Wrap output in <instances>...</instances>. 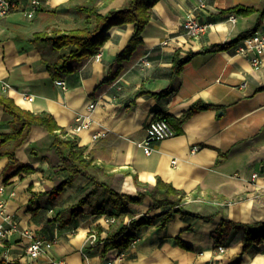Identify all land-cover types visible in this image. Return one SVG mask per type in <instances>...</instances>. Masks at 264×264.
Here are the masks:
<instances>
[{
    "label": "crops",
    "instance_id": "crops-1",
    "mask_svg": "<svg viewBox=\"0 0 264 264\" xmlns=\"http://www.w3.org/2000/svg\"><path fill=\"white\" fill-rule=\"evenodd\" d=\"M12 1L17 7L0 18V94L26 111L53 114L63 132L75 135L93 156L99 170L75 175L56 194L69 172L53 146L54 135L33 124L18 144L9 137L16 129L14 116L0 104V200L6 201L18 225L10 239L0 242V258L21 264H104L121 251L118 264H264V235L245 250L235 227L216 233L226 216L256 224L254 232L264 234V61L255 68L249 56L236 50L249 31H264V15L260 10L249 15L223 11L236 5L262 8L264 0L157 1L143 44L119 76L97 92L134 32V23L110 27L99 58L91 56L72 73L55 78L43 56L52 58L57 52L42 54L29 39L44 30L80 27L85 16L71 9L72 0H42L32 16L27 15L32 0ZM126 1L100 0L99 6L107 11ZM189 13L208 24L200 35H190L184 26ZM212 44L229 45L195 55L172 78L176 52L185 56ZM59 79L65 87L56 83ZM198 102L211 107L176 126ZM91 103H96L93 109ZM165 115L176 134L152 141V151L146 154L138 143L145 139L148 124ZM78 117L89 126L75 131ZM158 177L187 194L181 211H174L164 227L159 224L168 207L151 209L149 198L129 203V211L116 216L114 223L106 220L116 210L108 187L136 195L145 188L135 178L153 186ZM84 198L89 199L80 204ZM143 215L156 223L137 230V240L129 247L106 250L109 236ZM23 230L52 246L36 259L28 257L30 238ZM91 231L97 232L95 244L88 242ZM216 240L226 247L224 252H217Z\"/></svg>",
    "mask_w": 264,
    "mask_h": 264
},
{
    "label": "trees",
    "instance_id": "trees-1",
    "mask_svg": "<svg viewBox=\"0 0 264 264\" xmlns=\"http://www.w3.org/2000/svg\"><path fill=\"white\" fill-rule=\"evenodd\" d=\"M99 1L100 0H72L70 2L71 9L78 11L85 16L80 27L72 28L67 31L53 30L49 32L48 30H44L36 32L29 39L36 48L42 52V54L45 53V50L57 52L54 57L47 58L44 55L43 59L51 75L58 78L72 73L79 68L85 59L96 55L108 38V30L110 27L129 22L134 23L135 29L127 45L110 63L108 75L95 88V92H97L103 85L111 84L119 76L124 67V63L130 60L133 53L143 44L144 28L150 20L153 6L159 0H127L124 6L120 8H110L107 11H103L99 6ZM259 10L261 11V16H263L264 7L260 8L257 6L236 5L230 6L223 11H234L237 14L249 15ZM52 11L56 10L53 9ZM253 31H249L244 37ZM227 45L229 44H212L208 47L202 48L199 52L189 51L185 56H182L180 52H176L173 57L172 78L178 76L184 64L190 61L195 55L223 50ZM0 104H3L5 110L14 116L16 129L9 137L18 139V144L23 142L29 127L33 124H40L46 127L50 133L54 135L53 146L61 157L63 168L69 172L68 178L60 182L56 187V194L61 192L66 185L71 183L75 175L80 173L92 175L95 170H99V167L94 163L93 156L86 152L84 146L79 145L78 139L75 135L63 132L53 114L47 111L39 113L26 111L19 107L13 99L1 94ZM209 107H211V105L207 103L198 102L193 104L180 118L177 119L176 126L184 123L194 113ZM164 119L170 124L172 123L168 115H165ZM12 158L14 157L12 156ZM135 181L138 185L145 188L144 190H140L136 195L120 193L110 187L106 189L108 197L116 209L111 215L123 216L129 211V203L142 204L147 198H149L152 201L150 206L151 209L168 207L167 210L161 214V222L159 225L164 227L172 217L174 211H181L184 198L187 195L184 190L176 188L172 183L167 182L160 177L157 178L156 183L153 186L148 183H141L137 178H135ZM88 199L89 198L82 199L80 204H85ZM155 223L156 220L147 215H143L139 218H131L129 223L122 225L115 235L108 237L106 250L114 247L120 249L129 247L132 238L136 236L135 232L137 230L144 225ZM255 225L256 224L236 223L224 216L219 227L216 229V233L220 234L221 228H226L228 226L235 227L239 231V237L244 241V249L246 250L264 235L262 234L261 236H258V234L254 232ZM219 245V240H216V247ZM0 264L21 263L18 261L9 263L0 258Z\"/></svg>",
    "mask_w": 264,
    "mask_h": 264
},
{
    "label": "built area",
    "instance_id": "built-area-1",
    "mask_svg": "<svg viewBox=\"0 0 264 264\" xmlns=\"http://www.w3.org/2000/svg\"><path fill=\"white\" fill-rule=\"evenodd\" d=\"M42 0H32V10L27 12L28 16H32L40 6ZM17 7L16 2L12 0H0V18L9 14L13 9ZM230 18H236V15L231 14ZM184 26L187 28V31L192 36H197L203 33L208 24L202 23L193 13H189L186 20L184 21ZM164 43H167L165 41ZM236 50L238 53H241L245 56H249L252 65L255 68H258L262 65L264 61V31L261 29H256L246 37L242 38L236 45ZM96 57L99 58L100 54H96ZM58 85L65 87V81L59 79L56 81ZM96 103H91L89 108H94ZM77 121L80 122L76 125L75 131H80L83 128L89 126V122H85L81 117L77 118ZM176 134L175 129L171 124L164 118L156 119L151 121L146 128V137L144 140L138 143V145L144 148L146 154H150L152 151L151 142L160 141L165 138L174 136ZM99 135H94V138H97ZM195 149V148H194ZM256 174H254V177ZM4 189L3 185L0 186V192ZM110 223L116 221V216L111 215L106 219ZM18 231L17 222L13 220L12 216L7 211L6 201L4 199L0 200V242L10 239L11 235ZM23 234L30 238L29 243L26 245V254L32 259H36L44 254L48 250L52 243L51 241L44 240L42 238L33 237L32 232L29 230H23ZM97 240V232L91 231L88 235V242L95 244ZM137 237L132 238L131 243H135ZM226 249L225 246L219 245L217 247V252L222 253ZM123 253L118 251L115 256H108L104 264H118L122 260Z\"/></svg>",
    "mask_w": 264,
    "mask_h": 264
},
{
    "label": "water",
    "instance_id": "water-1",
    "mask_svg": "<svg viewBox=\"0 0 264 264\" xmlns=\"http://www.w3.org/2000/svg\"><path fill=\"white\" fill-rule=\"evenodd\" d=\"M221 113H223V112L221 111Z\"/></svg>",
    "mask_w": 264,
    "mask_h": 264
}]
</instances>
